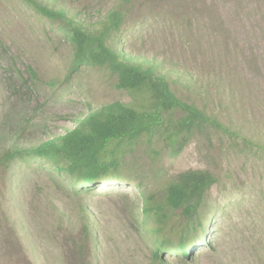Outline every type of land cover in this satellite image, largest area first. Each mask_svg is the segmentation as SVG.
Listing matches in <instances>:
<instances>
[{"label": "rangeland", "instance_id": "obj_1", "mask_svg": "<svg viewBox=\"0 0 264 264\" xmlns=\"http://www.w3.org/2000/svg\"><path fill=\"white\" fill-rule=\"evenodd\" d=\"M44 1L89 29L121 9L111 45L157 63L177 97L230 132L196 134L178 154L145 140L122 155L126 180H98L80 194L74 178L38 158L0 163V264H264V0ZM56 25L20 0H0V159L72 130L106 104L145 99L118 90L102 68L68 76L72 51ZM187 170L217 179L200 212L203 240L186 242L194 246L188 258L170 246L156 257L140 195L160 199Z\"/></svg>", "mask_w": 264, "mask_h": 264}, {"label": "trees", "instance_id": "obj_2", "mask_svg": "<svg viewBox=\"0 0 264 264\" xmlns=\"http://www.w3.org/2000/svg\"><path fill=\"white\" fill-rule=\"evenodd\" d=\"M20 2L36 15L57 24L56 31L72 51L68 76L81 67L102 68L115 78L118 90L144 95L145 99L136 100L135 105L106 104L80 118L72 130L58 137L24 152L5 153L1 164L22 155L38 158L74 178L73 188L80 194L93 189L98 180H126L121 168L122 155L145 140L149 149L152 140L157 139L173 154H178L196 134L208 129L230 132L205 109L177 97L157 63L132 60L111 45L124 19L121 9L113 8L97 23V28L89 29L57 7L56 1H50L52 4L44 0ZM27 70L35 78L34 72ZM216 182L207 170H187L163 189L160 199L152 193L140 195L141 224L149 221L155 225L152 231L158 243L156 257L165 246H170L174 254L188 258V248L194 246L186 242L203 240L205 227L200 212L207 192ZM176 211H180L177 221L171 219ZM166 228L175 234L163 233ZM82 229L88 230L86 226Z\"/></svg>", "mask_w": 264, "mask_h": 264}]
</instances>
